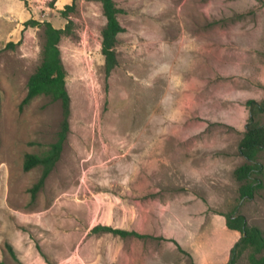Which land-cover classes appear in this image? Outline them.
Listing matches in <instances>:
<instances>
[{
    "label": "rangeland",
    "instance_id": "374dc122",
    "mask_svg": "<svg viewBox=\"0 0 264 264\" xmlns=\"http://www.w3.org/2000/svg\"><path fill=\"white\" fill-rule=\"evenodd\" d=\"M115 1L126 30L107 76L100 1L0 0V264H229V214L264 231V187L242 199L234 177L248 101L264 99V0ZM73 2L60 42L69 130L33 196L43 166L26 171L25 156L51 149L64 114L46 95L23 104L44 43L25 23L64 28Z\"/></svg>",
    "mask_w": 264,
    "mask_h": 264
},
{
    "label": "trees",
    "instance_id": "16d2710c",
    "mask_svg": "<svg viewBox=\"0 0 264 264\" xmlns=\"http://www.w3.org/2000/svg\"><path fill=\"white\" fill-rule=\"evenodd\" d=\"M103 5L106 24L102 29V52L105 55V72L109 76L118 65L116 45L118 35L126 28L119 19L122 9L117 6L115 0H95ZM76 7V3L67 4L62 14L69 19L70 12ZM26 25L41 26L44 32V43L41 51V62L28 79V92L23 104L29 103L39 95L50 96L52 100H60L63 108L64 120L59 132L58 140L52 144L51 149L44 155L27 153L24 160V169L29 171L36 166H43V172L39 181L31 189L33 196L44 186L47 177L60 159L64 142L69 130V116L71 97L66 86V69L62 59L60 42L64 35L70 32L72 21L69 19L66 27L57 28L51 21H37L29 19ZM12 45L13 43H9ZM251 115L247 123L246 132L239 143V152L245 161L234 170V177L240 182L239 193L242 199L251 200L257 192L264 187V164L260 160V153L264 150V124L257 121L256 115L264 112V99L248 101ZM1 113V96H0ZM226 225L229 229L239 232L240 238L232 251L229 264L236 263L238 257L247 249H250V264H264V231L256 225L249 224L247 217L235 212L227 216ZM94 232L109 231L122 237L137 236L148 237L133 230L114 228L111 226L96 225ZM4 264V263H1ZM197 264V263H193Z\"/></svg>",
    "mask_w": 264,
    "mask_h": 264
},
{
    "label": "crops",
    "instance_id": "0c3cea01",
    "mask_svg": "<svg viewBox=\"0 0 264 264\" xmlns=\"http://www.w3.org/2000/svg\"><path fill=\"white\" fill-rule=\"evenodd\" d=\"M68 3V2H67Z\"/></svg>",
    "mask_w": 264,
    "mask_h": 264
}]
</instances>
